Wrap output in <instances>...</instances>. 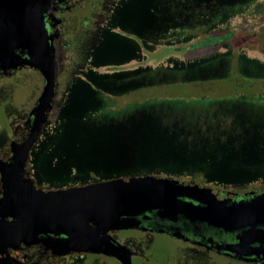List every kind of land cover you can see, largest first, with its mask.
Segmentation results:
<instances>
[{
	"label": "rangeland",
	"instance_id": "374dc122",
	"mask_svg": "<svg viewBox=\"0 0 264 264\" xmlns=\"http://www.w3.org/2000/svg\"><path fill=\"white\" fill-rule=\"evenodd\" d=\"M121 29L142 40L126 38ZM243 31L258 34L260 44L224 42L211 53L220 58L233 51L249 63L230 56L200 63L199 56L187 57L210 37ZM84 52L78 54L88 57L81 71L59 74L55 106L33 159L37 180L46 188L62 189L58 186L70 179L67 184L83 185L133 177L146 168L195 172L198 176L180 177L208 183L239 185L262 177L263 79L245 81L236 69L264 73V0H117L97 45ZM180 64L192 69L176 78L155 71ZM136 68L152 70L128 79ZM222 70L226 80L188 84ZM24 78L26 86H15L17 108L44 87L37 73ZM247 81L256 85L247 89ZM203 96L211 100H200ZM6 107L0 104L2 128H8ZM59 123V131L52 132ZM158 242L174 245L165 238ZM66 261L117 264L89 255Z\"/></svg>",
	"mask_w": 264,
	"mask_h": 264
},
{
	"label": "water",
	"instance_id": "95a60500",
	"mask_svg": "<svg viewBox=\"0 0 264 264\" xmlns=\"http://www.w3.org/2000/svg\"><path fill=\"white\" fill-rule=\"evenodd\" d=\"M51 11V0H0V68L6 72L30 66L45 80L31 113L34 118L28 137L22 143L13 142L9 161L0 162L5 185L0 199L4 204L0 210V264H23L8 249L41 243L59 256L93 253L133 264L130 249L110 232L137 228L139 217L153 212L162 219L183 216L193 223L206 221L229 231L248 229L240 237L242 243L262 242L258 236L264 235V193L228 206L211 188L169 177H121L45 191L25 176L31 150L56 97L55 48L45 23ZM186 200L215 204L203 208ZM6 210L15 211V216L7 220L2 213ZM254 235L256 238H249Z\"/></svg>",
	"mask_w": 264,
	"mask_h": 264
},
{
	"label": "flooded vegetation",
	"instance_id": "af4514ba",
	"mask_svg": "<svg viewBox=\"0 0 264 264\" xmlns=\"http://www.w3.org/2000/svg\"><path fill=\"white\" fill-rule=\"evenodd\" d=\"M116 3L117 0H51L52 11L51 14L46 15L45 23L49 34L53 37L52 45L55 48L57 81L60 72L76 73L81 71L88 57L85 58L78 54L83 52V50L85 52L89 51L91 45H94V47L97 45L101 30L107 24L109 15ZM141 46L143 48V43ZM137 69L139 68L131 69L130 71ZM30 73H37L45 85V80L40 71L30 66H21L6 72L0 68V104L4 102L8 113V128L0 126V162L9 161L12 154V143L24 142L30 133L34 118L31 113L37 106L43 89L37 96V86H34L33 89L36 92L33 97L21 108L14 107V102L18 101L16 92L19 93L20 91V88L15 86H26L24 76ZM6 79H12L13 81L7 84ZM252 85L254 87L256 84ZM261 85H264V83H261ZM55 102L56 97L53 109ZM52 111L47 113V122L43 125L39 140L44 133L45 127L50 122ZM39 140L31 150L25 167V176L34 179L37 188L48 191L51 188L38 184L31 168L32 152ZM150 175L169 177L211 188L217 191L223 200H227L226 204L228 206L242 200L250 201L264 193V177L235 185L229 183H208L200 180L196 181L193 178L185 180L180 176ZM191 180L194 181L192 182ZM4 192L5 185L0 171V199L3 197ZM186 201L203 208H208L211 204H215L209 200L201 203L193 200ZM3 205L0 200V210ZM2 213L7 220L16 214L12 210L2 211ZM139 220L140 225L137 228L110 232V235L119 243L130 249L133 264H264V235L258 236V238L263 240L262 242L257 241L248 244L245 241V243H242L240 237H243V232L248 229L229 231L222 226H214L206 221L193 223L183 216L178 217L177 220L162 219L156 212L142 215ZM262 229L264 230V226ZM43 238L46 239L48 236L45 235ZM159 238L171 240L174 245L167 247L162 243L160 244L158 242ZM249 238L254 239L256 236ZM244 239L246 240L247 236H244ZM8 254L23 264H70V261L66 260L78 255L111 259L117 264H122L115 258L93 253L73 252L66 256H59L42 243L31 246L22 244L17 249L9 248ZM101 262L106 264L109 261Z\"/></svg>",
	"mask_w": 264,
	"mask_h": 264
},
{
	"label": "trees",
	"instance_id": "16d2710c",
	"mask_svg": "<svg viewBox=\"0 0 264 264\" xmlns=\"http://www.w3.org/2000/svg\"><path fill=\"white\" fill-rule=\"evenodd\" d=\"M114 12H115V10H114ZM212 23H210V24H212ZM200 26L201 27L202 26H207L208 27V23L201 24ZM210 27H216V25L215 24L214 25H210ZM121 31H122V29L120 30V32ZM121 34H123L126 38L134 39L136 42L139 41V43L142 40L138 36H136L134 33L129 32V31L128 32L127 31H122ZM257 37H258V34H255L254 32H248V31H243V32L236 33V34H234V33L232 34L231 33V34H227V35H216L215 37H210L209 38L210 40L206 44L199 45L198 49L192 51V53H190L191 56H187V57H193V56L195 57V55L199 56L198 57L199 59L198 60L195 59V62L200 63L202 61L203 62H206L207 60L208 61H210V60L214 61L215 59L218 60L220 58H224V57L230 56V58L232 57V59H234L237 62H239L240 59H243L247 63H249V62H251L250 59L244 58L243 56H239L238 57V56H236V52H233V51H231L232 54L229 53L230 55H228V54L227 55H219L220 58L218 57V55H216V54L213 55L211 52L219 45V43H224V42L231 43L233 46H236V47L256 48L260 44V41L259 42L256 41ZM219 40H221V42H219ZM133 58L135 59L136 57H133ZM191 59H193V58H191ZM185 68L186 67H184L182 64H180V65H177L176 67H173V68H166V69H161V68L159 69L158 68L155 71H158V73H162V74H168L169 73L170 75L173 76V78H176V77H179L178 75H183V72H186V71H189V70L192 69V68H190V69H187V68L185 69ZM149 70H152V69L139 68V69H137L135 71H130L127 78L128 79H134L136 77H139L140 73H142L143 77H147ZM224 71L225 70L218 71V72L217 71L216 72L213 71V74H211V75H209V76H207L205 78L194 79V80L188 82V84H193V83H197V82H207V81H210V80H226V77H222L225 74ZM236 71L239 74V76H241L242 79H244L245 81L249 80V79H256V80L257 79H263L262 82H260V83H262V84L264 83V73L263 74H253V75L249 74V75H246L239 69V67H238V69H236ZM85 76L88 78L89 77V73H86ZM212 77H215V79H209V78H212ZM216 77H218V78H216ZM203 79L205 81H203ZM247 82L248 83H244V85L247 86L246 87L247 89H251V87H253L252 84H255V83H252L251 81L250 82L247 81ZM240 88L242 89V87H240ZM262 90L264 91V85H262ZM200 98H201L200 100H211L210 98H206V96H203V97H200ZM62 114H63V111L60 114L61 117L63 118ZM60 124L61 123L56 124L54 126V128H53L54 130L52 132L59 131ZM39 147H40V144L38 143L37 146L35 147V149L32 152L33 157L31 159V164H32L31 168H32L33 175H34L37 183L40 184V185L45 186L42 183V181L39 182L37 180V177L35 175V168H34L33 159H34V156L37 153ZM132 174H136V176H139V175H150V174H158V175H166V176H185V175L198 176V174H196L195 172H186V171L181 172V171H177V170L171 171V170L166 169V168H146V169H142L140 171L134 172ZM260 176L264 177V174L260 175ZM113 178H117V176H114V177H112L110 179H113ZM102 180H109V179L103 178L101 180H95V181H102ZM68 181L71 182L72 179H70ZM67 182L64 183V184H61L58 187L65 188V187H70V186H76L74 184H67Z\"/></svg>",
	"mask_w": 264,
	"mask_h": 264
}]
</instances>
